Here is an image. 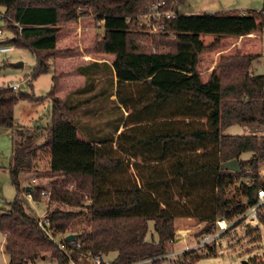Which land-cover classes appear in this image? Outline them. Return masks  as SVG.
I'll return each mask as SVG.
<instances>
[{"label":"trees","instance_id":"obj_1","mask_svg":"<svg viewBox=\"0 0 264 264\" xmlns=\"http://www.w3.org/2000/svg\"><path fill=\"white\" fill-rule=\"evenodd\" d=\"M155 1L0 0L4 19L17 25L1 44L33 52L30 80L48 72L49 58L58 52L60 25L80 18L102 22L103 37L95 51L113 57L111 65L102 64L104 70L97 62L81 67L86 83L64 100L55 94L57 76L44 97L0 86V130L12 135L8 173L15 189L14 199L0 214L8 264H35L46 260L47 253L57 264H80L87 252L104 261L114 254L110 264L156 259L166 254L176 219L203 223L200 234L209 235L216 220L238 219L257 202V191L264 190V176H258L264 167V135L222 132L234 124L264 126V75L251 70L256 56L221 55L205 80L197 70L199 54L216 44L205 45L201 35L252 34L264 28V7L241 16H185L178 10L185 0H163V9L173 15L161 21V33H150L139 17ZM136 31L146 34L141 43L149 44L147 52L134 49L131 36ZM98 74L105 86L97 89ZM111 96L119 114L105 122L100 116L91 130L86 124L87 138H78L77 112ZM40 98L51 103L49 123L18 125L16 104ZM94 128L97 132L91 135ZM44 152L49 174L59 178L49 190L29 185L26 191L20 176L36 171L38 154ZM230 160L237 161L238 172L221 168ZM24 192L36 202L46 198L49 228L65 236L66 251L28 214ZM258 217L263 219V212ZM149 224L156 241L147 236ZM69 235L74 236L71 241Z\"/></svg>","mask_w":264,"mask_h":264},{"label":"rangeland","instance_id":"obj_2","mask_svg":"<svg viewBox=\"0 0 264 264\" xmlns=\"http://www.w3.org/2000/svg\"><path fill=\"white\" fill-rule=\"evenodd\" d=\"M263 5L264 0H185L178 10L185 16L202 13L241 16L250 11H260L263 9ZM3 19L4 9L0 8V45H3L1 44L3 41L6 42L13 36L12 27L17 26L14 21L4 19L5 22ZM93 29L97 38L103 35V30L98 22L94 21ZM146 38V34L142 37L140 31H136L131 36L134 49L147 52L150 48L149 44L141 43ZM199 40L207 46L216 43L214 47L199 54L197 70L203 80L209 75L210 69L215 67L221 55L234 53L255 55L256 57L251 61V70L254 74L264 75V28L246 36L201 35ZM8 45L12 47L11 51L0 54V86H8L12 82L16 86L14 91L20 90L31 93L35 97H44L50 89L51 71L35 78L32 81L33 87L31 88L28 85L29 80L27 77L30 76L35 65L33 52L28 48ZM68 52H74V50ZM72 81L75 85H78L77 77H74ZM40 100L39 103L19 101L14 108L15 122L26 127H33L35 123L41 127L47 125L50 121L51 103L45 98H40ZM98 105L100 107V104L90 102L87 108H81L75 115V119L79 120L80 123V134L85 138L88 134L85 129L86 124L89 125V130H91L96 123L99 124L102 120V117L100 118L101 114L98 118L94 117V109ZM226 129L224 128L222 132L224 133ZM227 130L231 134L240 136L247 131L258 130L264 132V126L234 124L229 126ZM11 152L12 135L10 132L0 130V214L6 210L7 203L11 202L15 196V189L8 173ZM38 155L40 158L36 160V171L22 174L20 182L23 188L31 185L49 190L52 181L59 177L49 174L47 153L44 152ZM241 182L243 181H237L231 187L229 196L236 192L235 187L239 186ZM236 194L240 198L238 193ZM22 200L26 211L33 217L43 215L46 211V198L36 202L24 192ZM242 219L238 218L229 222L233 226L228 231L203 247L199 246V241L202 238L200 229L204 224L200 223L199 225L194 219H176L174 236L177 238L174 243L167 244L166 254L156 259H149L135 264H240L242 261H246L248 264H264V218L252 223L248 219ZM239 220H242V223H239ZM149 225L150 231L147 236L149 239L152 238L156 241L157 236L153 233L151 224ZM3 243L4 237L0 232V264H8V258L3 252ZM46 255V260L36 261L35 264H57L50 253ZM104 259L111 262L114 259V254L104 256ZM80 264H89V262L87 258H81Z\"/></svg>","mask_w":264,"mask_h":264},{"label":"crops","instance_id":"obj_3","mask_svg":"<svg viewBox=\"0 0 264 264\" xmlns=\"http://www.w3.org/2000/svg\"><path fill=\"white\" fill-rule=\"evenodd\" d=\"M93 20L95 21V19L92 16H89V17L80 18L77 21L68 22V23L60 25V31H59V35L57 39V51L58 52L57 54L49 58V61H48L49 70L47 73L51 71V74H52L50 88L53 85V80H52L53 77L57 76V89H56L55 94L58 98L62 100H64L66 96L69 95L71 92L82 88L84 84L86 83V76L79 72V69L81 67L86 66L92 62H97L100 64L99 68L104 70L103 69L104 67L102 64L111 65V62L113 59L112 56L97 53L95 51V48H94L95 43L99 42L102 39L103 35L100 38H97V36H95L96 33H94V29H93L94 28ZM95 22H98L99 26L101 25V28L103 30L102 22L101 21H95ZM71 50H74V52H68ZM213 68L214 67L210 69V72L213 70ZM74 77L78 78V85H75L74 82L72 81ZM27 79L29 80L28 85H30V87L32 88L33 80H30L29 77H27ZM95 83H96L95 87H97V89L98 87L100 88V87L105 86L104 78L101 77V74L97 75ZM11 84L13 83L10 82L8 85H11ZM85 96H88V95H85ZM114 98H115L114 96H111L108 101H103L102 106L99 103L101 107H99V105L97 106L96 108L97 111L94 114V117L99 116V114H102V117L104 119L103 122L108 121L111 118H115L119 113L116 110ZM35 103H39V102H35ZM89 104L90 103H87L82 108L84 107L87 108ZM99 108H100V111H99ZM124 115L126 116L128 115V113L125 112ZM33 121H34V118H33ZM227 129L224 132L225 135H229V134L236 135L233 133L231 134L230 131H228ZM122 130H123V127H120L117 133L118 134L121 133ZM95 132L97 131L93 130L91 135H93ZM251 134L264 135V132L253 130L251 132L247 131L243 133L242 135H251ZM80 137L82 139H85V137L82 136L78 132V138ZM38 216L40 215H37V217ZM188 219H191V218H188Z\"/></svg>","mask_w":264,"mask_h":264},{"label":"built area","instance_id":"obj_4","mask_svg":"<svg viewBox=\"0 0 264 264\" xmlns=\"http://www.w3.org/2000/svg\"><path fill=\"white\" fill-rule=\"evenodd\" d=\"M164 1L163 0H156L153 4H151L146 12L142 14L139 17L140 23L146 25L148 28V32L150 33H161L163 30V27L161 25V21L163 19H169L173 15V11L171 9L164 10ZM1 35V30H0ZM11 46H5L0 45V54L5 53L8 51H11ZM10 87L14 90H16V86L14 84H11ZM258 175L263 177L264 176V167H261L258 170ZM34 182V180H32ZM247 184H250L249 181L246 182ZM30 198L31 196L27 194ZM43 195H47L43 193ZM263 212L264 213V190L259 189L257 191V202L250 206L245 213H243L240 218L248 219L250 223L255 222L259 220L258 213ZM38 218V224L41 227V229L46 233V235L50 238L52 242L55 243V245L58 247L61 251H66V245L64 241L63 235L55 234L51 228H49V220L45 217V213L43 215H40ZM216 229L212 234L204 235L199 241V246H205L207 243L216 240L217 238L221 237L226 231L229 230V228L233 225H231L228 221L224 219H218L216 220ZM177 237L174 236L173 240L170 241V243H174V240ZM77 247L80 246L79 243L76 244ZM87 260L89 264H110V262L102 260L100 256H93L90 252H87ZM68 264H76L73 261H69Z\"/></svg>","mask_w":264,"mask_h":264},{"label":"water","instance_id":"obj_5","mask_svg":"<svg viewBox=\"0 0 264 264\" xmlns=\"http://www.w3.org/2000/svg\"><path fill=\"white\" fill-rule=\"evenodd\" d=\"M221 168L222 169H226V170H230L232 172H238L239 171V167H238V164H237V161L236 160H230V161H227L225 163H223L221 165ZM27 190H28V187H27ZM74 236L72 235H69L67 236V240H72ZM240 264H248V262L246 261H242Z\"/></svg>","mask_w":264,"mask_h":264}]
</instances>
